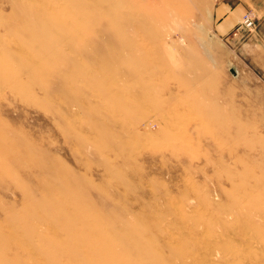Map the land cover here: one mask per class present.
<instances>
[{
    "label": "rangeland",
    "instance_id": "374dc122",
    "mask_svg": "<svg viewBox=\"0 0 264 264\" xmlns=\"http://www.w3.org/2000/svg\"><path fill=\"white\" fill-rule=\"evenodd\" d=\"M0 264H264V0H0Z\"/></svg>",
    "mask_w": 264,
    "mask_h": 264
},
{
    "label": "crops",
    "instance_id": "0c3cea01",
    "mask_svg": "<svg viewBox=\"0 0 264 264\" xmlns=\"http://www.w3.org/2000/svg\"><path fill=\"white\" fill-rule=\"evenodd\" d=\"M231 13V12H230ZM230 13H227L226 16H224L223 21L221 22V28H231L234 23H236L237 19H235V16L237 13L234 14V16Z\"/></svg>",
    "mask_w": 264,
    "mask_h": 264
},
{
    "label": "built area",
    "instance_id": "2783aa9c",
    "mask_svg": "<svg viewBox=\"0 0 264 264\" xmlns=\"http://www.w3.org/2000/svg\"><path fill=\"white\" fill-rule=\"evenodd\" d=\"M245 23H246V24H249V23H250L249 17H247Z\"/></svg>",
    "mask_w": 264,
    "mask_h": 264
}]
</instances>
